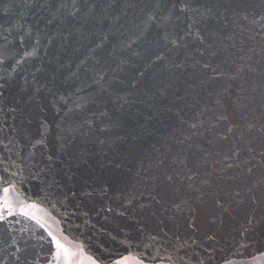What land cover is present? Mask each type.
Instances as JSON below:
<instances>
[{
    "label": "water",
    "instance_id": "95a60500",
    "mask_svg": "<svg viewBox=\"0 0 264 264\" xmlns=\"http://www.w3.org/2000/svg\"><path fill=\"white\" fill-rule=\"evenodd\" d=\"M0 264H264V0H0Z\"/></svg>",
    "mask_w": 264,
    "mask_h": 264
}]
</instances>
